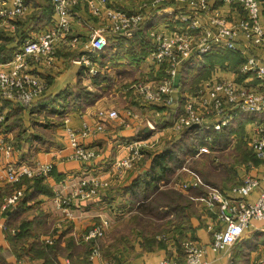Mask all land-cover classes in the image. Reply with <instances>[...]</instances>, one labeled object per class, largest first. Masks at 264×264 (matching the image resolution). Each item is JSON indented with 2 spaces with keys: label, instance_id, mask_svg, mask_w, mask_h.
<instances>
[{
  "label": "crops",
  "instance_id": "crops-1",
  "mask_svg": "<svg viewBox=\"0 0 264 264\" xmlns=\"http://www.w3.org/2000/svg\"><path fill=\"white\" fill-rule=\"evenodd\" d=\"M33 1L35 7L27 18L17 25V31H19L17 35L15 33V35H8L0 31L5 36L4 39L0 37V44L5 42L6 51L13 52L26 32L32 29L45 30L53 26L55 17L51 2L45 0L43 4L39 0ZM115 1L128 11L144 12L146 18L143 31L147 30V32L146 35L140 34L126 41H118L111 37L110 44L116 47L103 53L102 60L105 61L102 71L108 75V80L112 83L99 84L96 78L89 77L84 70L80 75L82 67L75 65L72 61L77 56V52L60 51L58 69L48 74L50 87L47 96L54 98L67 83L80 81L83 86L98 95L96 101L83 110L46 117L47 123H49L48 120L52 123L58 120L54 126L50 127H47L43 120L46 114L40 115L39 125L34 126L31 123V116L25 113V125L14 126L11 131L0 135V141L4 139L14 148L9 153L3 151L0 155V194H4L5 191L7 193L17 184L9 181L10 167L19 173L24 168L36 171L43 165H54L53 171L41 177L39 182L36 180L37 177L23 176L17 185L19 187L15 188L25 192V199L21 210L9 223L15 233H6L0 226V246H5L12 253L5 264H16L18 258L28 260L30 264H158L169 257L183 258L181 245L185 239L189 238L208 245L207 254L204 256L207 264H261L264 261V220L255 221L245 231L241 240L226 253L215 251L209 245L212 240L210 229L214 225V220L217 221V216L213 217L206 210L202 198L213 188L235 196L232 193L233 187L239 184L247 174L261 178L264 161L253 153L248 141L255 133L254 127L258 124L264 125V113H241L232 120L231 128L228 129L231 131L228 144L223 142L226 148L217 149L216 155L213 156L216 160L229 156L236 163H204V194H197L191 189L186 191L195 203L197 214L190 216V223L181 224L182 228L176 227L178 223L172 211H169L163 219H151L153 221L145 223L142 218L144 215L138 208L140 199L143 197H137L138 203L132 204L130 193L109 192L110 188L116 189L129 185L133 178H136L138 174L146 173L150 167V163H142V160L128 169L119 167L118 162L129 156L128 142L136 137H142L146 140L145 151H160L166 141L182 134L183 132L174 134L170 127L176 117L184 112L183 98L192 95L204 78L212 77L214 69L220 71L213 76L214 78L212 77L214 82L227 78L234 79L239 84L247 82L246 84L255 89L257 87L256 80L248 81L247 76L239 73L243 63L239 53L214 49L209 55L203 57L192 56L181 66L176 79V103L172 109L168 108L162 112L160 117H157L155 113L161 107L147 105L137 95L129 98L127 90L122 92L121 97L123 100H129L127 103L131 106L122 105L121 108L118 105L119 108L115 105L111 106L105 98L111 94L113 87L119 82L124 84L130 82L129 89H133L134 83L147 75L153 76L149 79L151 81L155 80L154 77H159V73L162 74L161 69L148 58L149 47L155 42V39L151 38V28L155 27L154 31L168 30L170 33L180 26V22L173 17L174 6L177 3L172 0H167L166 5L149 6L146 9H142V5L145 2L151 3L152 0ZM42 9L47 10L46 14L35 19L36 14ZM224 9L229 10L227 7ZM82 15L84 22L76 25V32L88 35L96 24L85 11ZM0 53L4 54V51ZM257 55L264 60V48L258 51ZM197 63L202 64V67H195ZM132 70L136 74H142V77L136 80L127 77L126 73ZM119 79L121 80L116 84ZM1 105L10 113L12 122L17 116L16 111L20 108L19 105L11 100H1ZM112 110L120 112L119 119L108 118L107 114ZM129 110L155 119L158 123L157 129L151 133H144L145 127L143 128L133 117L127 115ZM67 116L70 119L68 123L65 121ZM210 122L212 121L208 123ZM98 125H102L105 130H94L92 134L80 138V143L95 152L96 157L88 163L75 160L72 157L74 148L67 129L83 131L85 126L95 129ZM226 127L212 130L220 135L219 138H222V135L228 131ZM191 129L195 136L194 132L198 131L199 127ZM205 131L206 129L204 132L198 131L195 137L198 138L201 134L203 139ZM209 137L212 138V134H209ZM18 140L24 145L22 148L18 147ZM203 142L206 148H211L213 141H202L199 144L203 146ZM240 151L245 152L244 157H239ZM175 173L178 174L176 171ZM174 175L170 179L171 184L178 182L175 181L177 176L174 177ZM83 177H94L102 183H107L108 187L91 199L82 201L75 199L70 206L73 217H69L58 207L57 194L62 192L64 196L71 197L74 190L71 181H77ZM37 182L39 186L35 187ZM262 189H264L263 181L260 188L247 197V201L255 203ZM156 194H151L149 198H153ZM162 209L163 207L160 208L161 212ZM50 212L56 213L58 218L61 215V219H58L59 223L50 224L48 221ZM102 216L106 218L103 221L107 220L110 223L105 231V235L107 233L109 235L108 239H105L103 245L97 247L90 245L86 250H82L83 245L89 241L85 239V236L96 227V223ZM25 220L27 221L23 223ZM73 221L76 223L74 224ZM165 223L168 230L164 232L162 227ZM181 230L185 231L184 236L178 234ZM94 248L99 249V254L92 258Z\"/></svg>",
  "mask_w": 264,
  "mask_h": 264
},
{
  "label": "built area",
  "instance_id": "built-area-1",
  "mask_svg": "<svg viewBox=\"0 0 264 264\" xmlns=\"http://www.w3.org/2000/svg\"><path fill=\"white\" fill-rule=\"evenodd\" d=\"M49 1L55 17L53 26L26 32L10 58L4 60L0 53V133L7 117L1 100H11L25 109L31 107L36 99L46 95L50 87L48 74L58 69L60 51L77 52L73 63L81 66L89 77L96 78L103 69L102 54L109 47L111 37L118 41L134 39L145 23L144 12L128 11L115 0ZM172 1L177 3L173 17L180 22V26L170 33L168 30L154 31L155 27L151 28V38L155 42L149 47L148 58L161 69L163 77L134 83L132 87L141 101L150 106L161 107L155 113L160 117L162 112L172 109L176 103V79L181 66L194 55L203 57L214 49H221L239 53L243 58L239 73L247 76L248 81L256 80V89L246 84L247 82L239 84L234 79L222 78L217 82L213 79L204 80L192 95L184 96V112L176 117L170 130L179 134L195 125L202 132L211 127L217 130L228 126L241 113H264V60L257 55L264 48V0ZM166 4L167 0H152L151 3L145 2L141 8ZM34 7L33 0H0V31L17 35V25L27 18ZM84 11L96 24L88 35L76 32V25L84 22ZM127 115L133 117L143 128H149L150 133L158 127L155 119L139 112L129 110ZM107 116L112 120L119 119L120 112L112 110ZM65 121H70L68 116ZM209 121L212 122L208 123ZM67 130L74 148L72 157L82 163L92 161L96 153L81 145L79 137L88 136L94 130L104 131V127L98 125L92 129L85 126L80 131L82 134H76L69 128ZM198 131L194 132L195 136ZM254 132L248 141L249 147L264 161V125H256ZM210 139L211 137L206 136L198 143ZM1 140L0 154L14 149L10 143ZM145 147L146 140L142 137L129 141V156L118 162L119 167L128 169L140 162ZM200 150L208 148L201 146ZM53 168V164H47L36 171L24 168L22 172L16 173L10 167L8 178L12 183L20 182L23 176L41 178L52 172ZM196 180L192 178L184 183L172 184L177 185L174 188H195L198 186ZM262 181L264 182V171L261 178L247 174L233 187L232 193L235 196L213 188L202 198L206 210L213 217L217 216V221L214 220L210 229L212 240L209 246L212 249L226 253L241 240L255 221L264 220V189L259 192L255 203L247 201V197L260 188ZM73 186L71 197L64 196L62 192L56 197L58 207L67 216L71 215L70 206L75 199H91L102 189H106L108 184L95 181L94 177H86ZM23 195L22 189H15L0 197V226L6 233H15V230L6 221L5 213ZM108 226V221H103L89 231L85 239L103 238ZM207 248L208 245L201 241L189 238L182 243L183 258L169 257L158 264H207L204 261ZM98 254L99 249H94L92 258ZM16 264L28 262L24 258H18Z\"/></svg>",
  "mask_w": 264,
  "mask_h": 264
},
{
  "label": "trees",
  "instance_id": "trees-1",
  "mask_svg": "<svg viewBox=\"0 0 264 264\" xmlns=\"http://www.w3.org/2000/svg\"><path fill=\"white\" fill-rule=\"evenodd\" d=\"M39 1L40 3L44 4L45 0H39ZM49 8L50 6L48 4V9ZM46 12L47 10L42 9L38 14H36L35 19H39L41 16L45 15ZM31 28L32 27H30V29ZM0 37L4 39L5 36L4 34H1ZM115 47H116L115 45L110 44L109 47L106 49V51H108L109 49H113ZM0 51H4V54L1 53L4 60L11 57L12 51L9 52L6 51L5 42H3V44H0ZM102 58L104 59V57ZM198 66L202 67V64L197 63L195 67ZM82 72L83 69H81L79 74L81 75ZM96 82L99 84L101 82H109L110 84L112 83L111 80L110 81L108 80V75L104 71H101L100 74L96 77ZM97 98L98 95L90 91L87 87L83 86L80 81H77L76 83H67L64 89L54 98H52L51 96H47L46 94L43 97L36 99V101L31 107H27L24 109L19 106L22 109L18 108V110L16 111L18 112L17 116L12 122L10 119L11 118L10 113L7 112L6 123L2 126V131L0 135L6 134L7 132H9V130L11 131L14 126L17 125L21 126L20 124L25 125L24 122L25 113H28L31 116L32 118L31 123L34 126L39 125L40 115L46 114L43 120L46 123V126L50 127V126H54V124L58 120L53 123L48 120L49 123H47L46 117L55 116V115H64L75 110H83L85 109V107L92 105V103L96 101ZM19 112L21 113V116ZM230 133L231 131L228 130L224 135H222V138H219L220 135H217L218 133L216 134V132L214 131L212 133L213 142L210 145L212 150L215 149L216 151L217 149L222 150L226 148L225 144L226 145L228 144L227 142L229 141L231 135ZM223 142L225 144H223ZM17 145L19 148H22L24 146L20 142V140L17 141ZM201 146L202 145H200L199 143H197V141H195L194 136L192 134V129H188L184 131L179 137H174L172 140L166 141L164 143L163 149H161L160 151L144 150L143 151L144 157L142 159V163H150V167L147 170V172L143 174H138L136 178H133L131 180L129 185L123 187L121 186L116 189L110 188L109 192L113 191L120 193L122 192L130 193V202L132 204L138 203L139 199H136L137 197L140 196H141L140 198L143 197L142 199H140V204L138 205V208H140L142 214L144 215V217L142 216V218L144 219L145 223H149L153 221L151 219H158V220L163 219L166 217L169 211H172L174 212V215L176 216L177 219L178 225L176 227L182 228L181 224L186 222L190 223L189 222L190 216L191 215L194 216L197 214L195 203L187 195L186 191L191 189V190H195L197 194H204V188L200 187L197 189V187L195 188L190 187L188 189H184L181 187L179 188L167 187V186L165 187V185H167L170 182V179L173 177L175 171L180 167L182 163H186L187 161H189L190 158L197 155V153L199 152V148ZM203 146H204V142H203ZM186 155L190 156V158L187 159V157H185ZM238 155L239 157H244L245 152L240 151ZM223 159H227L228 161L224 162ZM205 160L208 163H236V161L229 156L227 158H220V160H216L215 157L212 155V156H208ZM197 163H201V162L197 161ZM40 179H41L40 177H37L36 180H38L39 182ZM183 180H184L183 178L177 177L175 181H178L179 183H184L185 181ZM38 182L37 184H35V187L39 186ZM153 193H157V194L156 196L150 199L149 197ZM24 196H25V192L22 198L19 199V201L16 203V205L10 207L6 211L5 219L8 223H11L13 216L15 214H18L19 211L21 210V207L23 206V202L25 199ZM162 207L163 209L161 212L160 208ZM26 221L27 220H25L23 223H25ZM165 225L167 224L165 223L164 226L162 227L164 228L163 229L164 232L167 229V226ZM184 232L185 231L181 230L178 232V234L180 236H184L183 234ZM86 244L83 245L82 250L83 249L86 250L88 246L90 247V245H94V247H97L98 245L101 244L103 245V240L102 238L96 237L89 240ZM11 256L12 253L8 248H6L5 246H0V264H5L6 263L5 261H7Z\"/></svg>",
  "mask_w": 264,
  "mask_h": 264
},
{
  "label": "rangeland",
  "instance_id": "rangeland-1",
  "mask_svg": "<svg viewBox=\"0 0 264 264\" xmlns=\"http://www.w3.org/2000/svg\"><path fill=\"white\" fill-rule=\"evenodd\" d=\"M93 20V19H92ZM94 21V20H93ZM143 29H144V26H143V28H142V30H140L139 31V35L140 34H145L146 35V32H147V30L144 32L143 31ZM136 38V37H135ZM220 71L219 70H216V69H214V72H213V75H212V77L213 76H216L217 75V73H219ZM127 74V77H129V78H131L132 80H136V79H139V78H141L142 77V74H140V73H137L136 74V72H133V70L132 71H130L129 73H126ZM159 77H154L156 80H159V79H161L162 77H163V72H162V74L161 73H159ZM162 75V76H161ZM153 76L151 75V74H149V75H147V77H145V78H143V79H141V80H138L137 82H145V81H147V80H149V79H151ZM212 77H210V78H207V79H203V80H212ZM128 78V79H129ZM214 78V77H213ZM121 79H119L117 82H116V84L120 81ZM130 80V79H129ZM114 84H115V81H114ZM115 84V85H116ZM129 85H130V82H128V84H124V83H121V82H119L115 87H113V91H111V94L110 95H108V96H106V98H105V100L111 105V106H113V105H115L116 107H122V105L123 106H131V104H129V103H127V102H129V100H123L122 99V97H121V95H122V92H125L126 90L128 91V97L130 98V97H135L137 94L135 93V91H134V89H129ZM255 86H257V83H256V85ZM198 88V87H197ZM196 88V89H197ZM195 89V90H196ZM118 105V106H117ZM118 107V108H119ZM140 107V106H139ZM231 124L230 125H228L227 127H226V129H230L231 127ZM213 128H208V129H206V131H205V135H204V138L206 137V136H209V134H212L214 131V129L212 130ZM72 131H75V133L76 134H82V132H80L78 129H76V130H74V129H72ZM13 135H15V134H13ZM181 135V134H180ZM179 135V136H180ZM178 136V137H179ZM80 138H82V136H80L79 137V141H81V139ZM194 138H195V141H197V143H198V141H201V138L202 137H198V139L196 140V137L194 136ZM211 140V142L213 141V136H212V138L210 139ZM1 142H2V140L0 141V146L2 145L1 144ZM81 144V143H80ZM82 145V144H81ZM1 154H2V152H1ZM0 154V155H1ZM212 155H216V151L215 150H212V148H208V150H205V151H199L198 153H197V155H195L194 157H192V158H190V156H188V155H186L185 157H187V159L188 158H190L189 159V161H188V163H182L181 165H180V167L176 170V172L178 173V174H176L175 173V175L178 177V178H183L184 180L185 179H187V180H190V179H197L196 181H198V186L197 187H203L204 188V173H202V172H204V163H208V162H206V158L208 157V156H212ZM187 161V160H186ZM197 161H200L201 163H197ZM223 161L224 162H226V161H228L227 159H223ZM175 175H174V177H175ZM83 178H86V177H83ZM79 180H75V181H71V184H76L77 182H78ZM95 181H97V179L95 178ZM99 181V180H98ZM100 182V181H99ZM19 183L20 182H18L17 184H15L13 187H11V189L7 192L8 194H10V192L12 193V191H14L15 190V188H17V187H19V186H17V185H19ZM100 183H102V182H100ZM177 183V182H176ZM165 185V184H164ZM177 187V185H175V184H171V183H168L167 185H165V187ZM6 192V191H5ZM4 192V194L6 195L7 193H5ZM4 194H0V197H2V196H4ZM71 211V210H70ZM69 217H73V214H72V212H71V215H68ZM59 218L61 219V215L59 216ZM58 218V216H57V214L56 213H53V212H50V216H49V222H50V224H57V223H59V219ZM104 219H106L104 216H102L101 218H100V220L96 223V225L95 226H98V225H100V224H102L103 223V220ZM58 220V221H57ZM68 221V220H67ZM107 221V220H106ZM72 222V221H71ZM74 222V224L76 223L75 221H73ZM110 224V223H109ZM77 225V224H76ZM108 234V233H107ZM105 235L103 238H102V240H103V242L105 241V239H108V236L109 235ZM182 246V245H181ZM28 261V260H27ZM28 264H30V263H28Z\"/></svg>",
  "mask_w": 264,
  "mask_h": 264
},
{
  "label": "water",
  "instance_id": "water-1",
  "mask_svg": "<svg viewBox=\"0 0 264 264\" xmlns=\"http://www.w3.org/2000/svg\"><path fill=\"white\" fill-rule=\"evenodd\" d=\"M197 125H195L194 127H196ZM143 132L144 133H148L149 132V128H147V127H145L144 129H143Z\"/></svg>",
  "mask_w": 264,
  "mask_h": 264
}]
</instances>
